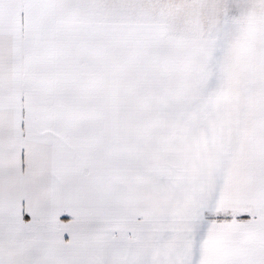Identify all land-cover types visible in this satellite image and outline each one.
<instances>
[{"label":"snow or ice","instance_id":"1","mask_svg":"<svg viewBox=\"0 0 264 264\" xmlns=\"http://www.w3.org/2000/svg\"><path fill=\"white\" fill-rule=\"evenodd\" d=\"M0 264H264V0H0Z\"/></svg>","mask_w":264,"mask_h":264}]
</instances>
